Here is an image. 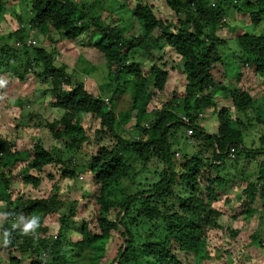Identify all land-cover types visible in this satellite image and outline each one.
Here are the masks:
<instances>
[{
    "label": "trees",
    "instance_id": "1",
    "mask_svg": "<svg viewBox=\"0 0 264 264\" xmlns=\"http://www.w3.org/2000/svg\"><path fill=\"white\" fill-rule=\"evenodd\" d=\"M7 1L0 0L1 17L7 14ZM28 1L27 20L23 21L19 13V28L8 35L0 34V92L9 87V82H4L7 77L18 78L23 85L35 75L49 84L52 105L62 115L47 119L42 128L50 142L63 143L64 150L71 153H77L84 144L94 149L87 163L76 167L94 174L96 212L79 220L81 239L75 242L78 251L69 257L65 252L70 245L73 219L78 217L75 203L57 193L48 198H24V194L13 198L11 191L2 188L1 182H6L2 172L0 200L8 202L2 234L13 258L11 264H20L21 260L13 255L18 251L27 255L30 264H203L212 259L211 245L216 235L228 232L236 239L240 229L229 224L231 218L258 214L252 204L259 191L264 192V135L261 146L250 145L246 139L248 129L255 126L254 120L264 125L259 113H250L257 109L260 94L244 83L242 75L226 85L218 84L214 75L215 69L225 64L220 46L229 41L220 32L232 26L240 29L235 35L238 57L254 73L264 76V33L245 32L225 20L235 8L259 26L264 22V0H167L172 10L167 16L158 13L154 4L138 0L130 10L140 26L138 36L130 34L125 24L106 23L93 12L92 3ZM54 30L65 40L97 33L93 49L114 75L115 87L111 83L105 86L111 93L108 100L90 92L82 77L58 62L56 49L47 47L58 43L52 36ZM40 35L45 42L37 44ZM30 38L33 42L28 43ZM161 41L183 59L180 70L186 85L184 90L174 91L150 118L146 105L155 90L163 98L170 72L166 63L153 61L148 73L138 56L142 53L153 58ZM220 86L229 95L223 102L215 97ZM127 90L129 106L121 109L118 97ZM28 99H18L16 105L23 107ZM83 115L99 121V129L94 131L100 135L97 140L91 139V128L82 122ZM216 117L217 129L206 127V122ZM133 119L135 123L128 129L126 125ZM180 129L192 130L194 153L184 150L178 160L172 134ZM106 135L114 139L110 145ZM45 143L39 137L27 150L29 164L20 168L24 182L41 185L47 166H59L63 179H78L79 172L61 156L58 145L47 147ZM19 151L7 136H0V166L11 170L13 164L6 157H17ZM241 155L250 162L257 159L259 168L254 180L243 178L239 205L235 214H229L214 205L219 200V190L224 191L231 182L220 173ZM47 175L54 178L52 173ZM117 189L120 197L115 194ZM64 205L67 211L60 214L55 238L47 235V227L34 230L17 225L21 217L33 220L38 213H59ZM239 209L241 214L236 212ZM112 210L117 213L112 215ZM257 232L251 236V243L264 247V237L261 239ZM117 237L122 241L115 257H111L108 243ZM223 241L228 240L222 238L218 243ZM214 248L217 254L222 251Z\"/></svg>",
    "mask_w": 264,
    "mask_h": 264
},
{
    "label": "rangeland",
    "instance_id": "2",
    "mask_svg": "<svg viewBox=\"0 0 264 264\" xmlns=\"http://www.w3.org/2000/svg\"><path fill=\"white\" fill-rule=\"evenodd\" d=\"M77 1L83 2L87 6L92 3L94 7L93 12L101 16L106 23L111 25H114L116 22L119 24L122 23L128 27L130 34L138 36L141 33L138 22L133 19L130 13V10L133 9L138 0H106L104 2L101 0L96 2L95 0ZM146 1L150 4H154L158 13L164 16L172 13L167 0ZM7 2V14L3 17L0 16L1 35H8L10 32L17 30L19 28V13L23 21H26L30 8V2L28 0H8ZM225 20L230 23L229 26H240L245 32L256 34L264 33V22L259 26H255L251 23L249 15L238 13L235 8ZM239 31V28L234 30L231 26L230 28L226 27L222 29L220 32L221 36L227 38L229 41L227 44L220 46L225 64L215 69V79L218 84L226 85L229 82L235 83L237 77L242 75L241 79H245L244 83L249 87H253L255 92H259L260 94L257 102V109L251 111V115L256 116L257 113H259L264 118V76L254 73L252 67H249L250 65H247L243 62V59L238 57L237 53L239 48L235 42V35ZM52 36L58 40V43L51 44L47 47L49 49H56L58 62L67 65L69 72L82 77L87 83V89L90 92L108 100L111 97V93L110 91H106L105 86L107 83H111L112 87H115L114 75L109 72L105 59L93 49L92 40L99 37L97 33H95L93 37L84 34L76 40H65L54 30L52 31ZM30 40H32V38H30ZM42 41L45 42V37L40 35L37 44H41ZM28 43H30V41H28ZM15 44L18 45V43ZM138 58L144 62V68L148 73H150L153 61H156L160 65L166 63L165 67L170 72L163 98H159L160 92L155 90L156 93L146 105L148 112L151 114L150 118H154L157 109L162 108L165 102L171 99L174 91L185 89L186 78L184 73L180 70L183 59L176 55L173 49L168 47L163 41L156 45L153 58L148 59L147 56L142 53ZM85 69H87V71ZM7 81L9 82V87L0 92V136H7L12 143H15L16 148L20 150V154L17 157H6V161L9 160V163L13 164L11 170L0 166V181L2 172H4L3 178L6 180V182H1L2 188L4 190L6 189L7 192L11 191L13 193V198L21 194H24V198H48L50 195L57 193L62 199H66L68 202H74L78 211V217L73 219L72 231L69 234L71 238L69 241L70 245L66 250L67 252H65L69 257H73L78 251L75 242L81 239L79 220L84 216L86 218L91 217V214L96 212V206L93 203V194L96 191L94 174L80 166L76 167V165L82 163L86 164L88 158L94 153V149L84 144L83 147L74 154L72 150V153L68 150H64L65 146L63 143L57 141L50 142L48 140L49 135L42 127H45L44 125L47 119L52 120L62 115L61 110L52 105L54 100L48 91L49 84L42 83L35 75L29 77L27 82L23 85L19 83L18 78L7 77L4 82L6 83ZM227 96H229L228 93H226L221 86L218 87L215 95L216 99L221 101L224 99L226 100ZM27 97L30 100L28 99L23 107L16 105L18 99L26 100ZM118 99L119 107L121 109L122 107H124V109L127 108L129 106V91H125ZM81 120H83L82 122L85 126L91 128L89 133L91 139L97 140L100 135L94 133V131L99 129V121H96V119L92 118L90 115H83ZM134 123L135 119L128 123L126 127L132 129ZM254 123L255 126L248 129L246 139L250 145L255 144V146H261V136L264 135V125L257 122V120H254ZM122 127L123 125L121 128ZM206 127L216 130L218 127L217 117L213 122L209 119L206 122ZM191 134L192 133L186 129H180L177 133L174 132L172 134V138H174L176 142L174 150H176V153L178 152L180 154V156L176 154L178 160L184 156L185 151L189 154L194 153V143L193 138L190 136ZM108 136L110 135H106L105 137L107 145H110L111 142H114V139L111 136L112 139H110ZM39 137L46 140L45 145L47 147L53 143L58 145L61 156L79 172L78 179H63L59 171V166H47L43 174L44 180L41 182V185L35 187L24 182L20 175V168L28 166L27 150H29L34 140ZM232 158L235 157L232 156ZM258 162L257 159L250 162L249 159L246 158V155H241L237 161L229 162L225 171H222L220 175L230 179L231 182L224 188V191L219 190V200L215 202L214 205L220 206L226 213L235 214V207L239 205L237 198L244 188L242 180L245 177L252 180L255 179L259 168ZM48 173L54 174V178L48 177ZM259 192L258 198L252 204L253 211L258 210L259 213L251 217H246L245 214H241V209L236 211L240 212L241 215H238L239 217L237 218L232 217L229 224L231 223L234 228L240 229V234L236 239H232L231 234L228 232L226 234H217L220 237L216 235L214 242L210 239V242L213 244L211 245L213 258L205 260L203 264H238L239 261L242 264H264V247L251 243V236L257 230L259 231L257 233H259L261 239L264 237V205L262 204L264 192L262 194L261 191ZM115 194L120 197V190H115ZM261 195H263V197H261ZM7 203L8 202L4 199L0 200V264H11L13 261L9 253L7 238L2 234V230L5 226L4 211ZM63 211H67L66 205L63 206L59 213H38L33 217V220H35L34 226L28 229L35 230L36 228L38 230L40 226H44L48 228L47 235L55 238L58 228L60 227L58 219L60 214H63ZM116 213L117 210H112V215ZM223 218L228 221L226 216ZM33 220H25L24 217H21V219L17 221V225H24L26 228ZM222 238L223 240L226 238L228 241L218 243ZM121 241L122 239L117 237L113 238V240H110L108 243V253L111 257H115L114 255H116ZM214 247H220L222 249L220 254L216 253ZM228 252L233 253V255H229ZM13 255L21 260L20 264H30L29 258L23 252L21 253L18 251Z\"/></svg>",
    "mask_w": 264,
    "mask_h": 264
},
{
    "label": "clouds",
    "instance_id": "3",
    "mask_svg": "<svg viewBox=\"0 0 264 264\" xmlns=\"http://www.w3.org/2000/svg\"><path fill=\"white\" fill-rule=\"evenodd\" d=\"M34 224H35V220H33L32 222H30L29 225L26 226V229L34 226Z\"/></svg>",
    "mask_w": 264,
    "mask_h": 264
},
{
    "label": "built area",
    "instance_id": "4",
    "mask_svg": "<svg viewBox=\"0 0 264 264\" xmlns=\"http://www.w3.org/2000/svg\"><path fill=\"white\" fill-rule=\"evenodd\" d=\"M29 41H30V42H33L32 40H29ZM184 119L187 120L186 117H184ZM189 132L192 133V130L189 129ZM176 154H177V156H180V154H179L178 152H177Z\"/></svg>",
    "mask_w": 264,
    "mask_h": 264
}]
</instances>
